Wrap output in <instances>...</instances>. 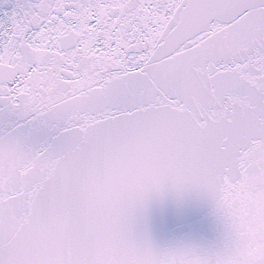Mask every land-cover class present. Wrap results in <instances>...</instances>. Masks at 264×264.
<instances>
[{"label": "snow or ice", "instance_id": "6c2138e0", "mask_svg": "<svg viewBox=\"0 0 264 264\" xmlns=\"http://www.w3.org/2000/svg\"><path fill=\"white\" fill-rule=\"evenodd\" d=\"M0 264H264V0H0Z\"/></svg>", "mask_w": 264, "mask_h": 264}, {"label": "water", "instance_id": "95a60500", "mask_svg": "<svg viewBox=\"0 0 264 264\" xmlns=\"http://www.w3.org/2000/svg\"><path fill=\"white\" fill-rule=\"evenodd\" d=\"M164 221H167L169 224L172 222V215L171 213L161 214L156 213L154 216V227L159 234L161 231V226Z\"/></svg>", "mask_w": 264, "mask_h": 264}]
</instances>
